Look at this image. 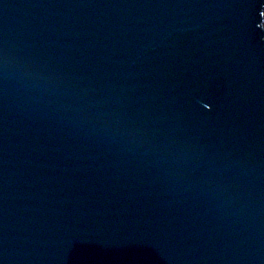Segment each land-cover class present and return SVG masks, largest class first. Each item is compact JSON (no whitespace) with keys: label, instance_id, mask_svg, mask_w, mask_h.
I'll use <instances>...</instances> for the list:
<instances>
[{"label":"water","instance_id":"95a60500","mask_svg":"<svg viewBox=\"0 0 264 264\" xmlns=\"http://www.w3.org/2000/svg\"><path fill=\"white\" fill-rule=\"evenodd\" d=\"M0 264H264V0H0Z\"/></svg>","mask_w":264,"mask_h":264}]
</instances>
